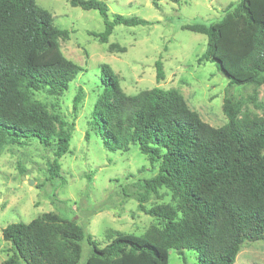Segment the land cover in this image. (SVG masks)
<instances>
[{
    "label": "trees",
    "instance_id": "obj_1",
    "mask_svg": "<svg viewBox=\"0 0 264 264\" xmlns=\"http://www.w3.org/2000/svg\"><path fill=\"white\" fill-rule=\"evenodd\" d=\"M73 6L96 9L105 22L91 31L107 43L118 24L135 26L148 20L109 13L104 0H70ZM208 37L198 63L216 62L230 86L264 84V0L231 3L220 20L184 25ZM71 31L55 23L36 0H0V148L37 140L54 146L51 175L58 176L59 158L70 151L74 122L55 101L84 68L62 51L60 40ZM111 51L127 50L112 42ZM102 91L92 125L111 151L137 143L157 172L140 184L139 209L153 216L143 234L108 231L102 245L75 219L47 211L29 222L3 228L12 254L0 264H80L86 241V264H169V251L196 250L202 264H234L245 243L264 241V114L243 107L227 95L228 121L213 126L192 109L178 88L155 86L135 94L124 91L119 75L101 65ZM157 81L165 78L156 61ZM44 96V98H43ZM82 89L74 98L78 109ZM256 107L264 103L252 96ZM166 188L170 200L150 207L147 195Z\"/></svg>",
    "mask_w": 264,
    "mask_h": 264
},
{
    "label": "rangeland",
    "instance_id": "obj_2",
    "mask_svg": "<svg viewBox=\"0 0 264 264\" xmlns=\"http://www.w3.org/2000/svg\"><path fill=\"white\" fill-rule=\"evenodd\" d=\"M36 1L53 14L56 25L71 31L69 39L60 40L61 49L84 70L63 95L47 98L56 102L57 110L75 127L70 151L59 158L58 176L50 173L54 146L26 139L0 148V263L12 254L3 228L13 222H29L43 212H60L75 219L102 245L108 231L143 234L157 223L139 209L138 199V194L145 192L140 184L156 174V167L137 143H131L127 150L106 149L91 123L102 91V63L112 66L128 94L155 86L178 88L191 108L213 126L228 121L223 110L228 94L240 99L244 108L264 114V109L252 101L257 95L264 103V84L257 90L253 86H230L229 77L216 62L198 63L207 47V35L184 28L186 24L220 20L228 6L238 0H104L111 16L118 13L149 21L116 25L107 43L91 34L105 28L98 10L73 6L70 0ZM112 42L127 50L111 51ZM159 58L165 78L157 81ZM80 89L83 97L74 111V98ZM169 200L170 193L163 188L147 195L144 204L150 207ZM83 247L80 264H86L91 252L86 241ZM183 254L188 264H202L196 250L185 249ZM169 264H184L178 250L170 249ZM234 264H264V241L245 243Z\"/></svg>",
    "mask_w": 264,
    "mask_h": 264
},
{
    "label": "water",
    "instance_id": "obj_3",
    "mask_svg": "<svg viewBox=\"0 0 264 264\" xmlns=\"http://www.w3.org/2000/svg\"><path fill=\"white\" fill-rule=\"evenodd\" d=\"M23 178H25V176H23ZM30 183L32 184V183H34V181H33V180H31V181H30Z\"/></svg>",
    "mask_w": 264,
    "mask_h": 264
}]
</instances>
